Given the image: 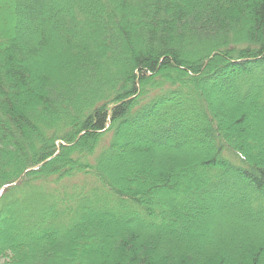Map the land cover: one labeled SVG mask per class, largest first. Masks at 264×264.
I'll return each instance as SVG.
<instances>
[{"label": "trees", "instance_id": "obj_1", "mask_svg": "<svg viewBox=\"0 0 264 264\" xmlns=\"http://www.w3.org/2000/svg\"><path fill=\"white\" fill-rule=\"evenodd\" d=\"M0 191V264H264V0H0Z\"/></svg>", "mask_w": 264, "mask_h": 264}, {"label": "rangeland", "instance_id": "obj_2", "mask_svg": "<svg viewBox=\"0 0 264 264\" xmlns=\"http://www.w3.org/2000/svg\"><path fill=\"white\" fill-rule=\"evenodd\" d=\"M19 231H21V229H16V230L12 231L11 236L12 237L16 236V233H19Z\"/></svg>", "mask_w": 264, "mask_h": 264}]
</instances>
